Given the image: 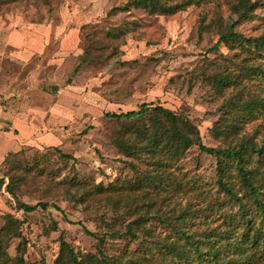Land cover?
<instances>
[{
  "label": "rangeland",
  "instance_id": "374dc122",
  "mask_svg": "<svg viewBox=\"0 0 264 264\" xmlns=\"http://www.w3.org/2000/svg\"><path fill=\"white\" fill-rule=\"evenodd\" d=\"M255 1L251 18L238 22L231 9L236 0H202L168 14H149L132 5L117 9L126 0H0V166L9 152L20 150L26 161L49 160L54 170L61 166L54 151L58 148L76 158L68 168L72 164L90 182L107 186L117 177H132L124 164L127 158L110 143L116 120L107 113L133 110L142 102L182 112L197 126L205 146H217L211 128L226 109L225 97L240 88L244 94L264 95V88H256L253 79L240 72L238 90L231 85L221 94L202 79L215 66L238 72L232 64L235 49L223 44L214 52L210 48L229 25L247 37L262 33L264 0ZM119 24H126L124 41L113 44L104 34ZM94 35L106 44L104 54L113 48L116 52L105 58L94 49L93 62L73 73ZM240 55L251 62L249 53ZM255 60L264 66V53ZM258 129L264 135V116L241 125L234 141ZM180 166L204 180L210 196L218 193L214 181L209 186L216 175L214 156L193 147ZM67 174L68 169L63 170L58 179ZM1 178L0 173V226L4 213L23 220L22 238L6 246L10 256L23 239L25 261L38 263L43 258L45 264H53L60 235L81 253L95 251L93 235L106 230L113 211L89 210L52 197L48 201L54 204L46 210L25 213L14 208ZM19 198L28 204L46 200L34 190ZM115 244L125 242L107 238L106 248Z\"/></svg>",
  "mask_w": 264,
  "mask_h": 264
},
{
  "label": "trees",
  "instance_id": "16d2710c",
  "mask_svg": "<svg viewBox=\"0 0 264 264\" xmlns=\"http://www.w3.org/2000/svg\"><path fill=\"white\" fill-rule=\"evenodd\" d=\"M201 1L126 0L117 9L132 5L149 14H168ZM255 4V0H236L231 6L236 21L250 19ZM125 25L107 30L104 37L113 44L119 39L122 43ZM90 43L73 73L81 65L93 62L94 49L105 58L116 52L113 48L104 54L107 46L98 36H92ZM220 44L230 51L235 49L232 56L236 60L232 64L238 72L215 66L202 76L205 83L220 94L231 85L238 90L240 72L241 77L253 79L256 88H264V66L255 60L264 53V30L259 36L247 37L229 25L210 51L214 52ZM247 52L251 62L240 55H248ZM56 89L52 87L53 91ZM223 105L226 109L211 128L217 146H205L197 126L182 112L142 102L133 110L107 113L116 120L110 143L127 158L124 164L134 173L132 177H117L105 186L81 178L72 165L76 158L58 148L54 151L61 166L54 170L49 160L35 157L28 162L19 150L9 152L1 163L4 191L14 200V208L25 213L37 208L46 210L54 204L48 201L52 197L76 206L84 204L89 210L113 211L105 222L106 230L93 235L95 251L81 253L60 235L53 264H264V135L258 129L240 136L239 141L233 138L240 133L241 125L258 115L264 116V95L262 91L244 94L240 88L225 97ZM193 147L215 158L216 175L209 183L217 184L214 197L204 180L180 166V159ZM45 168H50V172ZM66 169L69 175L58 179ZM27 190L38 191L46 200L25 203L19 196ZM2 218L0 264H45L43 258L38 263L24 260L23 239L16 254L9 255L6 246L11 240L22 238L23 220L11 213H4ZM56 227L52 222V228ZM108 237L125 244L106 248Z\"/></svg>",
  "mask_w": 264,
  "mask_h": 264
}]
</instances>
